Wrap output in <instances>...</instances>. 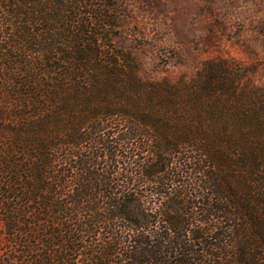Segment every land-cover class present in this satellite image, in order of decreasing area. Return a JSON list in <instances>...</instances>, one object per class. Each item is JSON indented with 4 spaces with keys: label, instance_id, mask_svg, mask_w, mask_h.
I'll return each instance as SVG.
<instances>
[{
    "label": "trees",
    "instance_id": "obj_1",
    "mask_svg": "<svg viewBox=\"0 0 264 264\" xmlns=\"http://www.w3.org/2000/svg\"><path fill=\"white\" fill-rule=\"evenodd\" d=\"M131 0H0V264H264V88L153 80Z\"/></svg>",
    "mask_w": 264,
    "mask_h": 264
},
{
    "label": "rangeland",
    "instance_id": "obj_2",
    "mask_svg": "<svg viewBox=\"0 0 264 264\" xmlns=\"http://www.w3.org/2000/svg\"><path fill=\"white\" fill-rule=\"evenodd\" d=\"M117 42L153 80L189 79L224 60L264 88V0H131Z\"/></svg>",
    "mask_w": 264,
    "mask_h": 264
}]
</instances>
